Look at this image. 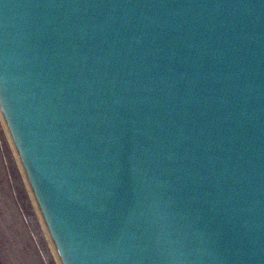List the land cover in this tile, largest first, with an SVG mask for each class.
<instances>
[{"label":"water","instance_id":"water-1","mask_svg":"<svg viewBox=\"0 0 264 264\" xmlns=\"http://www.w3.org/2000/svg\"><path fill=\"white\" fill-rule=\"evenodd\" d=\"M0 108L63 264H264V0H0Z\"/></svg>","mask_w":264,"mask_h":264},{"label":"rangeland","instance_id":"rangeland-1","mask_svg":"<svg viewBox=\"0 0 264 264\" xmlns=\"http://www.w3.org/2000/svg\"><path fill=\"white\" fill-rule=\"evenodd\" d=\"M0 109V264H58Z\"/></svg>","mask_w":264,"mask_h":264},{"label":"bare ground","instance_id":"bare-ground-1","mask_svg":"<svg viewBox=\"0 0 264 264\" xmlns=\"http://www.w3.org/2000/svg\"><path fill=\"white\" fill-rule=\"evenodd\" d=\"M0 109H1V108H0ZM14 149H15V148H14ZM17 159H18V161H20L19 158H17ZM19 164H20V167H21V166H22L21 161L19 162ZM21 169H23V167H22ZM23 174H24L25 180H26V182H27L28 189H29V191H30V194H31V197H32L33 203H35V206H36L35 208H36V210H37V212H38V215H39V218H40V220H41V223H42L43 229L45 230L46 236H47L48 241H49V243H50V247H51V249H52V252H53V254H54L55 257H56V260H57L58 264H63L62 261H61V258H60V256H59V253H58V251H57V249H56V246H55L53 240L51 239V235H50V233H49V229L47 228V225H46V223H45V220H44L43 216L41 215V212H40V210H39V208H38V205H37V202H36L35 196H34V194H33V191H32V189H31V186H30V184H29V182H28V180H27V177H26V175H25L26 173L24 172Z\"/></svg>","mask_w":264,"mask_h":264}]
</instances>
